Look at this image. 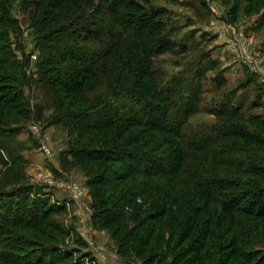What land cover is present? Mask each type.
<instances>
[{
    "label": "trees",
    "instance_id": "16d2710c",
    "mask_svg": "<svg viewBox=\"0 0 264 264\" xmlns=\"http://www.w3.org/2000/svg\"><path fill=\"white\" fill-rule=\"evenodd\" d=\"M141 2L0 0V163L12 165L6 154L18 129L10 122L26 118L25 88L32 85L22 22L14 14L20 8L30 15L41 46L37 67L48 104L58 108L60 121L75 122L82 163L99 164L94 185L103 195L112 188L111 196L133 211L126 215H145L146 224L160 223L176 209L184 218L178 247L198 259L214 227L220 229L225 243L218 264H229L243 253L238 238L254 235L253 225L241 227L239 220L264 222V136L241 123L257 121L244 119L235 106L216 112L218 123L205 131H186L198 96H183L180 83L165 82L154 66L158 54L173 46L172 30L159 21L158 10ZM27 188L20 183L11 192L0 191V264H19L9 249L20 251L16 242L30 244L10 228H34L45 220L36 203L27 211L32 202ZM185 191L188 212L182 205ZM139 236L130 237L143 242ZM21 253L23 264H34L38 252Z\"/></svg>",
    "mask_w": 264,
    "mask_h": 264
},
{
    "label": "rangeland",
    "instance_id": "374dc122",
    "mask_svg": "<svg viewBox=\"0 0 264 264\" xmlns=\"http://www.w3.org/2000/svg\"><path fill=\"white\" fill-rule=\"evenodd\" d=\"M139 1L148 10H158L159 21L172 30L173 46L158 54L154 66L165 82L173 79L175 85L180 83L183 96H198L186 131L190 135L205 131L218 123L216 112L235 106L244 119L257 121L241 123L264 136V0ZM14 14L22 22V41L29 57L26 71L32 85L25 88L29 104L23 110L26 118L10 122L11 129L18 132L9 140L11 153L6 154L12 165L0 163V191L11 192L24 184L32 200L27 211L35 210L32 203H36L45 215L34 228H10L30 243L24 246L16 242L14 247L20 251L7 247L15 253L14 260L25 263L24 251L38 252L34 264H104L107 259L99 262L97 254L107 248L124 256L122 262L112 264H218V249L224 242L220 229L214 227L215 234L198 259L183 250L185 246L178 247V227L184 218L176 209L162 222L146 224L145 215H126L133 211L111 196L112 188L103 195V188L94 185L101 171L99 164L79 159L77 151L83 140L74 130L75 122L59 120L60 111L48 104L47 88L39 83L41 46L37 45L30 15L20 8ZM183 199V209L188 212L186 191ZM214 209L219 208L214 205ZM248 220L242 218L239 224L253 225L254 235L238 238L243 253L229 264H264V222L251 224ZM141 224L144 226L139 228ZM88 226L96 231L94 237ZM239 229L248 234L247 228ZM132 234L145 242L137 243ZM47 252L54 256H47Z\"/></svg>",
    "mask_w": 264,
    "mask_h": 264
},
{
    "label": "crops",
    "instance_id": "0c3cea01",
    "mask_svg": "<svg viewBox=\"0 0 264 264\" xmlns=\"http://www.w3.org/2000/svg\"><path fill=\"white\" fill-rule=\"evenodd\" d=\"M88 230H90L89 233H92V237H94L96 231L90 226H88ZM101 251L103 252L97 254V258L100 260L99 262H102V260L105 259L107 260L104 262V264H112V262L114 261L122 262L121 257L118 255V253H115L114 251L107 248H103Z\"/></svg>",
    "mask_w": 264,
    "mask_h": 264
}]
</instances>
